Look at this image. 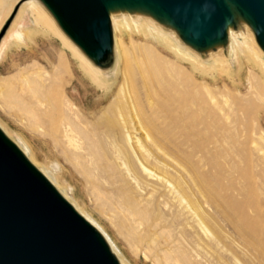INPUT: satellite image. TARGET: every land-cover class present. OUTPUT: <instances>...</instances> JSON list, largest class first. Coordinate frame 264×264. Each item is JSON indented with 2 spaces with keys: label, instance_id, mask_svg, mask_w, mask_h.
Returning a JSON list of instances; mask_svg holds the SVG:
<instances>
[{
  "label": "bare ground",
  "instance_id": "bare-ground-1",
  "mask_svg": "<svg viewBox=\"0 0 264 264\" xmlns=\"http://www.w3.org/2000/svg\"><path fill=\"white\" fill-rule=\"evenodd\" d=\"M4 1L0 0V6ZM19 1L15 0L16 5ZM25 9L31 10L34 15L43 13L48 18L64 46L74 53L83 72L99 87L105 89L104 91L110 89L107 86L110 76L120 74L125 85L128 84L129 87L127 94H129L130 105V112L125 115L121 114L123 137L119 142L115 139L111 141L107 139L110 141V149L107 147L109 150L106 149V152L102 149V144L98 140L99 132L96 131V125H94V119L97 120L98 115H95L93 120L87 118L65 92L62 93V103L57 104L51 98L50 93L43 90L40 93L36 88L32 89L31 77L44 79L51 76V73L45 71V68L25 67L18 75L16 74V77H21L25 82L16 93L25 101L30 113L41 122L51 126V135L61 148L60 150L69 155L68 157L82 168L86 178L115 188L112 189V194L117 197L121 209L124 206L120 201L119 193L127 189L130 191L133 208L131 211L128 210L127 217L131 222L137 223V217H148L154 209L163 213L161 218L152 221L149 226L157 232L169 234L165 248H162L163 257L165 256L167 261L172 264H218L207 246L219 247L220 242L217 236L209 230L205 217L212 212L215 213L222 202L220 198H215L214 203L207 201L205 190L208 189V185L201 176V180L206 185L197 181L191 170L193 162L191 164L190 161L192 157L197 158L199 171L209 166L217 169L215 176L220 179L224 160L232 163L235 158L241 159V153H252L254 148L250 138L242 130L241 123L235 119L228 118L223 125L218 127L217 133L211 134L212 121L207 117V102L211 99V102L215 104V110L222 113L223 109L216 102L218 94L214 95L213 89L205 82L197 84L189 74L188 67L178 59L165 55L161 46L168 47L177 58L192 61L195 70L204 76L214 72H224L231 76L234 67L241 69L245 60L254 58L259 63H264V49L258 45L253 27L235 12V22L229 25L228 36L220 43L227 48L215 51L216 45L199 48L190 44L167 20L145 9H115L110 13L114 33L113 60L110 64L103 66L87 55L67 35L51 11L47 10L39 0L25 1L20 8L19 16ZM17 22L18 18L13 23V30L9 34L10 39L22 41L24 32L21 25L19 24V28L14 30ZM235 26L238 27L237 31ZM132 27L142 31L145 36L143 43L138 41L139 43L131 44L133 56L128 53L129 48L122 39L118 38L117 41L116 35V31L132 29ZM136 29L132 30L135 32ZM6 42L4 41L0 48V59ZM67 67H69L67 61L60 55L55 66V73ZM56 76L57 74L55 78L58 79ZM249 79H252L251 76ZM191 85L195 89L204 91L205 95H198L199 93L190 90ZM44 87H46L45 83L38 85L39 90ZM120 93L114 97V100ZM0 128L9 137L7 132L2 127ZM101 139L105 140L103 137ZM120 144H123L126 151L123 150L124 148L121 149ZM22 148L28 160L101 234L118 264H129L110 236L77 204L71 195L72 189H67L58 182L55 177L58 165L52 168L40 166L31 157L25 143ZM250 163L252 175L248 178L245 176L239 178V190L242 194L247 191L258 194V190L264 189V160L251 159ZM194 166L192 169H195ZM229 168L232 167L229 166ZM198 170L195 169L197 176L202 174V172L199 174ZM193 184L199 190V196L194 200L191 199ZM247 209L249 213L259 216L260 221L264 216V199L262 202L253 201ZM257 222L255 217L252 218L253 228L251 233L249 232L251 245L257 237L261 238V243L264 242V230L256 227ZM174 226H181L183 229V232L175 237L170 233ZM189 229H193L195 234L192 235Z\"/></svg>",
  "mask_w": 264,
  "mask_h": 264
},
{
  "label": "rangeland",
  "instance_id": "rangeland-1",
  "mask_svg": "<svg viewBox=\"0 0 264 264\" xmlns=\"http://www.w3.org/2000/svg\"><path fill=\"white\" fill-rule=\"evenodd\" d=\"M40 24H44L47 32H44L43 37L48 39V41H44L42 48L32 51L26 50L24 53L16 49H7L1 56L0 61H4V63L0 64V69L3 70L0 73V127L7 132L10 139L22 151L23 143H25L29 148L31 157L36 160L38 165L50 168L58 165L59 170L57 169L55 172L58 182L63 187L72 189H70L71 195L77 204L110 236L129 264H172L167 261L165 256L166 260L164 259V253H162V248H165L169 234L157 232L149 226L152 221L161 218L163 213L154 209L148 217H145L146 220L145 218L137 217V223L131 222L127 217L128 210L131 211L133 208L130 191L128 189L125 192L120 191V201L124 206L121 209L117 197L112 194L114 187L86 178L82 168L73 162L68 157L69 155L64 154L60 150L61 148L51 135V126L41 122L32 115L25 101L16 93L25 84L21 77H16L22 69L25 67L45 68L44 70L51 73V76L44 79L31 77L32 89L36 88L40 93L42 90L50 93L51 98L57 104L62 103V93L65 92L74 100L87 118L93 120L94 116L98 115L99 118L97 120L94 119V125H96V131L99 132L98 140L102 144V149H105L104 151L107 152L106 149H110L109 144L112 139L119 142L123 137L122 124L120 122L121 114L124 113L125 115L130 112L129 94H127L129 87L128 84L125 85L123 77L120 74L118 76H110L107 80V86L110 89L104 91L105 89L103 90V88L99 87L83 72L74 53L64 46L53 25L50 22L48 24L43 23L41 19ZM132 29L136 28L132 27ZM132 29L116 31L117 41L118 38L122 39L123 43L128 46V53L132 54L131 56L134 54L131 44L133 42L139 43L138 41L143 43L145 39L142 31L136 29L134 32ZM161 48L169 58H176L186 65L189 74L197 84L205 82L213 89L214 95L218 94L216 102L223 109L222 113L215 110V104L211 102V99H208L207 102V117L212 121L211 134L217 133L218 127L221 124L223 125L228 118L235 119L241 123L242 130L250 138L251 145L254 148L252 153H241V159L235 158L232 163L224 160L220 179L215 176L217 175V169L215 170L209 166V169L204 168L206 169L204 170L202 168L199 171L197 158L192 157L190 161V163L193 162L192 166L195 165L193 168L199 169L198 173L202 172L203 174L197 176V172L190 165L197 181L202 183L205 181L208 185V187L206 186L208 189L205 190L207 201L214 203L215 198H220L219 200L222 202L217 208L216 214L212 212L205 217L206 225L217 236L221 245L219 243V247L213 248L207 246V249L214 254L218 264H264V242L261 243V238L257 237L252 245L250 243V233L253 228L252 218L254 219L255 217L258 220L256 227L264 230V216L259 221V216L249 213L247 209L248 205L253 201H263L264 189L258 190V194L251 191L242 194L239 190V178L241 176L248 178L252 175L250 160H264V63L261 64L251 58V60H245L241 69L234 67L231 76L224 72H214L204 76L195 70L192 66V61L183 57V59L177 58L172 50L166 46H161ZM220 49L225 50L222 47ZM60 55L67 61L69 67L55 73V66ZM120 65L122 67V64ZM56 74L58 79L55 78ZM250 76L251 80L249 79ZM44 83L46 87L39 90L38 85ZM122 88L123 93H120ZM190 90H194L197 94L199 93L198 95H205L204 91L195 89L193 85L190 86ZM118 93H120L119 99L114 100ZM110 103H112L111 106ZM233 104L234 106H230ZM100 134L105 140L101 139ZM120 147L123 149V144H120ZM123 150L126 151L125 148ZM229 166L233 169L231 168V170ZM200 176L204 181L201 180ZM112 179L115 181L113 177ZM219 180L220 183L218 184ZM194 186L196 185L193 184L191 190V199L193 200L199 196L198 187H196V190ZM175 227L170 232L174 237L183 232L181 226L176 227V229ZM188 231L192 235L195 234L193 229ZM221 249L223 250L221 251Z\"/></svg>",
  "mask_w": 264,
  "mask_h": 264
},
{
  "label": "water",
  "instance_id": "water-1",
  "mask_svg": "<svg viewBox=\"0 0 264 264\" xmlns=\"http://www.w3.org/2000/svg\"><path fill=\"white\" fill-rule=\"evenodd\" d=\"M0 31V44L22 4ZM98 64L113 60L115 9H145L190 44L217 51L235 12L264 49V0H39ZM235 30L238 27L235 26ZM0 264H118L101 234L67 202L0 128Z\"/></svg>",
  "mask_w": 264,
  "mask_h": 264
},
{
  "label": "crops",
  "instance_id": "crops-1",
  "mask_svg": "<svg viewBox=\"0 0 264 264\" xmlns=\"http://www.w3.org/2000/svg\"><path fill=\"white\" fill-rule=\"evenodd\" d=\"M16 6L15 0H5L3 5L0 6V31L5 25L6 21L10 18L14 8ZM20 10L16 15L13 23L18 18L17 26L14 30L19 28V24L22 27L24 32V37L22 41H18L16 39H10V32L13 30V23L10 29L7 31L5 37L1 41L0 48L2 47L4 41L6 42V46L2 51L1 56H3L4 52L8 49H16L18 51H26V50H39L42 48L44 41H48L47 38L43 37L44 32H47L44 24H40V19L43 23L48 24V18L43 13H38L34 15L31 10L25 9L24 12L19 16ZM41 16V17H40ZM26 34V35H25ZM4 63V61H0V64ZM3 70L0 69V73Z\"/></svg>",
  "mask_w": 264,
  "mask_h": 264
}]
</instances>
